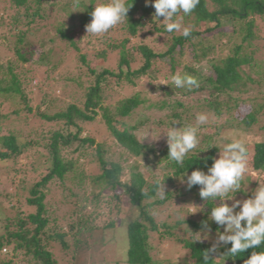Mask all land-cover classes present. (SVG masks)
Returning a JSON list of instances; mask_svg holds the SVG:
<instances>
[{"label": "trees", "instance_id": "obj_1", "mask_svg": "<svg viewBox=\"0 0 264 264\" xmlns=\"http://www.w3.org/2000/svg\"><path fill=\"white\" fill-rule=\"evenodd\" d=\"M97 2L98 0H80V8L74 9L73 0H0V9L4 11L0 17L2 32L10 28L5 16L8 10L14 12L10 25L14 26L12 31H17L12 35L9 47L17 59L0 64V107L9 103L14 107L12 114L18 121H21L22 114L27 113L30 120H40L43 123L40 133L34 130L27 136L33 141L31 145V139L29 141L21 130L2 133L3 116L0 110V161L16 166L21 156L37 146L40 148L37 153L47 155L50 160L48 162H51L47 173L39 172V169L33 167L31 171L29 169L33 176L21 169L10 172L13 174L11 181L17 186L16 195L26 193V201L25 204L20 201L15 203V193H1L5 200H10V205L8 211H4L2 207L5 201L0 200V217L3 216L0 220V264H59L54 244L61 251L71 254L73 261L77 260L80 247L88 246V242L81 240L80 235L84 231L91 237L95 236V227H89L91 218L77 222L69 219L64 225L57 217H53V212L46 203L51 192L50 185L56 182L64 184L66 180L79 192H83V196H86V185L90 183L93 186L90 194L93 195L92 202L100 200L106 192H113L118 200L122 197L128 199L131 210L138 213V216L129 220L126 225L129 240L126 264H204L203 254L211 245L209 241L199 240L195 233L200 231L201 221L207 219L210 207L214 205L200 199L198 187L186 191L178 178L183 172L187 171L190 175L197 168L207 171L204 161L207 159L210 167L211 158L217 157L224 128L236 127L247 132L264 115V92L257 93L252 89L264 84V60L257 59V54L264 50V44H257L264 41L257 25L258 20L264 21V0H200L193 13L183 17V24L192 30L187 38L182 34L166 33L163 18L153 21L155 10L145 7V0H128L132 7L127 21L100 37V42L106 48L98 53L94 51L91 60L79 43L87 40L88 44L94 46L91 41L93 36L87 35L85 25L90 22V13ZM54 13L58 15V18L53 16L57 23L53 26L54 32L57 37L68 42V52L76 55L81 70H87L79 73L76 78H69L81 88L82 94L77 102L60 108L55 114H48L44 111L40 113L42 105L50 104L49 109L55 110L59 108L58 99L51 93L44 95L42 105H32L35 95H39L42 90L37 91L35 88L33 91L30 88L33 76L28 75L32 71L25 65L35 61L42 65L50 63L45 51L35 55L28 35L32 34L31 27H36L35 31L42 29L40 23L51 18L49 14ZM24 22L25 26H22ZM24 27L27 29L24 30ZM149 28V32L158 34L157 36H167L164 51L155 52L147 44H133L132 40ZM109 34L118 36V40L105 39ZM5 36L0 35V39ZM117 54V67H104L109 56ZM133 63H140V67L134 69ZM202 64L209 66L206 75L204 69H198ZM99 67H103L101 71L98 70ZM175 74L197 77L200 87L192 91L175 88L171 81V76ZM82 75L91 80L87 86L82 84ZM254 75H257V79ZM145 78L164 83L163 87L157 88L161 96L168 97L159 106L161 110H170L163 123H167V126L173 121L192 124L197 114L204 113L209 119L202 126L215 131L200 136V144L186 157L183 166L167 159V145L157 150L154 145L142 143L137 131L149 124V117L142 114L135 124L129 121L139 109L152 108L142 92L123 97L115 104L110 101L116 88H135L138 81ZM251 92L260 97L253 101L251 98L245 99ZM179 94L197 99L198 105L186 106L180 98L175 99ZM200 98L202 99L199 100ZM247 100L251 102L250 111L239 120L238 113L245 107ZM210 118L216 122L213 126H209L212 120ZM97 122L104 128L107 134L104 136L113 140L123 151L120 155L122 158L124 155L136 159L153 157L154 166L147 165L150 169L149 177H145L143 171H133L129 181L122 180L124 165L119 160H113L115 155L111 153V145L107 142L96 143L91 135L85 133L88 125ZM53 123L56 126L46 134V126ZM36 138L39 139L38 143ZM71 155L74 159L68 160ZM249 156L252 167L258 172H264V142L256 143L249 151ZM88 157L100 170L96 176H88L84 169L81 170L82 159L85 162ZM23 173L26 174L21 179L17 178ZM36 174L41 175V178L36 177ZM172 175L175 176L169 177ZM157 179L165 180L164 190L167 196L163 199L156 191ZM118 189L120 194L116 192ZM73 195L70 192L69 196ZM89 199L90 196H86L84 201L88 202ZM167 205H182L183 212L187 213L192 209L189 214L191 220L179 219L171 225L165 224L159 236L160 239H167L179 246V254L182 253L184 258L177 261L173 257L167 258L165 249L155 248L151 244L152 234L160 231L153 213ZM116 207L119 215L122 209ZM198 210L202 212L193 214ZM116 225V220H113L106 226L107 229L114 230ZM212 228L214 234V223ZM71 238L74 241L73 249L69 243ZM103 243L102 239L97 241L100 247ZM256 250H264V247ZM155 251L158 259L153 254ZM252 251L253 249H249L235 259L224 257L223 261L214 264H244ZM100 254L103 255L102 252Z\"/></svg>", "mask_w": 264, "mask_h": 264}, {"label": "rangeland", "instance_id": "obj_2", "mask_svg": "<svg viewBox=\"0 0 264 264\" xmlns=\"http://www.w3.org/2000/svg\"><path fill=\"white\" fill-rule=\"evenodd\" d=\"M4 5L2 4V7ZM1 7V8H2ZM2 11L0 9V17L2 16ZM6 14V22L10 28L5 29L4 32H2V27L0 28V35L5 36L4 39H0V64H6L9 61H13L17 59V56L15 55L14 51H12V48H9L11 45V37L14 35L17 31L14 30V26L10 25V19L12 15L14 14L13 10H8ZM52 16V17H51ZM53 16L55 18H58L57 14L54 13V15L49 14V17L47 20H44L42 23H40V29L39 31H35L36 27H31L32 34L28 35V40L31 42L32 49L35 52V55H39L42 51H45L47 57L50 58L49 64H36L35 62L32 64H26L25 67H28L32 71L28 76L32 77L33 83H31L30 87L31 89L36 88L41 89V93L39 95H35L36 99H33L32 105H42L41 101L44 98V95L53 93L56 99H58V107L55 110H50L51 108L50 104H43L40 113L48 112V114H55L60 110V108H65V106L71 105L74 102H77L78 98H80V94H82L81 88L72 83V81L69 80V78H76L78 77L79 73L86 72V68H83L81 70L80 63L77 60L76 55L71 54L68 52L69 46L68 42L62 40L61 38L57 37V34L54 32L53 26H55L56 20H54ZM183 24V20L181 21ZM189 24V23H188ZM25 26L22 24V26ZM184 25V24H183ZM257 25L259 27L261 37L264 39V21L258 20ZM7 26V27H8ZM187 26V25H184ZM38 27V26H37ZM189 27V26H188ZM12 28V29H11ZM27 28L24 27V30ZM116 28L112 29L113 31ZM151 28L144 30L141 32L137 38L133 39L132 42L135 46L137 45H149L155 52H162L166 48L165 40L167 36H157L158 34L149 32ZM87 33V32H86ZM111 33V32H108ZM177 34H182L181 32H175ZM118 35V34H116ZM105 36H93L91 38V41H93L94 46L88 44L87 40L82 41L79 43V46L83 48V52L87 53L89 58L92 60L93 52L98 53L102 51L105 47V45H102L100 42V37ZM121 36V35H120ZM102 39V38H101ZM105 39H112L113 41L118 40V36L115 37L112 34H109L106 36ZM264 44V41L258 42L257 44ZM96 44V49H95ZM264 47V46H263ZM257 59L259 61L264 60V50L257 54ZM105 66L108 69H115L117 67V61H118V54L117 55H111L109 56V59L107 60ZM133 68H139L140 63H133ZM209 66L206 64H202L198 69L203 70L205 75L208 73L207 68ZM103 67H99L98 70L101 71ZM34 70V71H33ZM24 74L22 75L23 78ZM254 77L257 79V75H254ZM82 84H85L87 86L89 84V81H91L86 76H81ZM164 83L159 82V80H148L144 79L141 81H138V86L135 88L132 87H125L123 89L116 88L112 93L111 103L115 104L117 101H119L121 98L129 97L133 95L136 92H142V94L145 96L146 99H148V105H152V108L147 109H139L135 115L129 119L132 124H135L137 120L141 118V115H146L149 117V124L142 128L141 130L137 131L138 136L140 140L142 141L144 136L149 132H165L167 129V123H163L164 120H166L167 115L169 114L170 110L159 108L160 104L166 100L168 97L161 96V94L158 92L160 90H157L159 86L163 87ZM258 86V85H257ZM252 89H255L257 93L259 91L264 92V84H262L261 87H253ZM36 91V92H37ZM253 95V97H252ZM257 95V94H256ZM51 97V96H50ZM259 98L260 96H255V94L251 92L250 95H247L245 99L251 98L252 101L255 100V98ZM183 100L184 104L189 107H196L198 105L197 99H193L192 97H182L181 94L178 95V97H175V99ZM200 98L199 100H201ZM49 102V101H48ZM250 100H247V103L245 107L242 108V111L238 113L239 120L243 119L245 114H247L250 109L249 106ZM14 107L6 103L3 107H0L1 115L3 116V131L2 133H7L8 130H21L23 133H25L26 137L30 134L32 131H38L40 133L43 128V123L38 120L29 119L30 116H28L27 113L22 114L20 116L21 121L17 120L18 118L12 114ZM212 119V118H210ZM161 123L159 125L158 123ZM213 123H216L213 119L209 122V126ZM185 124V123H184ZM192 124H195V121H193ZM183 125V124H182ZM5 126V128H4ZM56 125L48 124L46 126V134L49 133L50 130H53ZM181 125L177 124L175 127H180ZM8 128V129H7ZM264 115L262 118H260L259 123L257 125H254L253 128L248 130L247 132L242 131L241 129H238L236 127L224 128V131L222 132V136L227 135L232 132L239 133L238 138L245 139L248 146V151H251L253 149V146L256 143L264 142ZM215 132L213 128L210 129V127H204L200 126V131L198 132L199 137L204 133H212ZM85 133H88V135H91L96 143L100 142H107L109 145H111V153L115 155L113 157V160L120 161L124 165V172L122 176V180L129 181L130 180V173L133 171H143L145 177H149L150 169L147 165H150V167L154 166L153 164V157H143V158H129V156L124 155L122 158L120 155L123 152L117 144L104 136L106 132L104 131V128L99 125V123H94L91 125H88V127L85 130ZM84 133V134H85ZM107 136V134H106ZM28 138V137H27ZM155 138V136H154ZM29 141L31 138H28ZM38 138H36V143H38ZM28 141V142H29ZM31 145L33 144V141L31 139L30 141ZM144 145L152 146L154 145L157 150L163 149L166 144V137L163 135L161 138L157 141H151V137H146L144 141H142ZM39 147L35 146L32 150H29V152L25 153L23 156H21L18 159L17 165L14 166L13 163H3L0 161V200H4L5 204L2 207L4 211H8V204L10 200H5L3 194L5 191L9 193H15L13 195V201L17 203V201H20L22 204H25L26 201V193L20 192L21 194L16 195V188L17 186L12 183L11 177L13 174H10V172H14L15 169H21L22 171H26L28 175L33 176L30 172L32 167L35 169H39V172L47 173L48 168L51 166V162L49 160V157L47 155H39L37 153V150L39 151ZM94 149V148H93ZM90 153H93L91 151ZM88 160L82 159V167L81 170L84 169L86 172V175L88 176H96L100 173L99 168L93 164L91 161L92 159L88 157ZM218 158V155H217ZM68 160L74 159V157L69 156L67 158ZM123 160H126L127 162H124ZM146 167V169L144 168ZM80 169V166L78 167ZM30 169V171H29ZM249 170L250 174L246 175L244 177V180L242 181V188L241 192H238L236 194V199H246L248 196H250L251 191L254 190L256 187H258L259 183H264V172H258L252 167L251 158L249 156ZM29 171V172H28ZM20 174L19 179H21L24 174ZM36 177L41 178V175L39 176L36 174ZM29 184V182H28ZM248 189L245 191V189ZM51 192L49 194V197L46 201L48 208L50 211L53 212V217L58 218L62 221V223L65 225L68 223L69 219H73V221L77 222L80 219H88L91 218V221L89 222L90 225L95 227V236L91 237L90 234L83 231V233L80 235V239L88 242L87 247H80L78 258L76 261L72 260V255L63 252L60 249H58V245L54 244L53 246L56 248L55 252L57 253V258H59V264H93V261L95 264H126L127 260V249L129 246V240H128V234H127V223H129V220L134 219L138 216V213H136L134 210H131V207L128 203V199L125 197H122L121 200H118L114 197L113 192H106L105 195L101 197L100 200L92 202L93 195H90L93 192V186L88 183L86 185V196H90V199L88 202H85L84 199L86 196H83V192H79L69 180H66V182L63 184L61 182H56L54 184L50 185ZM21 189V188H20ZM70 189H72L70 191ZM96 191V190H95ZM245 191V192H243ZM71 193H74L73 196H69ZM120 194L119 189L116 191ZM234 195V194H233ZM64 197V199H63ZM99 202V204H98ZM218 203V202H217ZM230 203V202H229ZM118 206L122 211L117 214V207ZM189 208H192L188 205ZM182 205H167L161 210H157L153 213V217L157 223V225L160 228L159 232H154L151 237V244L155 246V248L165 249L167 251L166 255L167 258H172L173 260H180L184 258V255L182 253L179 254V246L176 245L175 242H170L167 239H160V233H162L163 225H171L174 222H177L179 219H185V220H191V216L189 215L192 213V209L189 210L187 213L186 211L183 212ZM179 215H178V214ZM93 217L95 219H93ZM2 217H0L1 220ZM198 219L200 220V215L198 216ZM116 220V228L114 230L107 229V224L111 221ZM122 220H124V223H122ZM121 221V222H120ZM2 230V227L0 225V231ZM82 231V230H81ZM179 232V231H178ZM198 232V231H197ZM76 233V231H75ZM72 235V234H71ZM196 237H199L198 233H195ZM73 237V236H72ZM94 238V239H93ZM72 239V238H71ZM69 241L72 249L74 241ZM104 240V245L100 247L97 245V241ZM204 241V240H202ZM62 252V253H61ZM70 252V251H69ZM102 252L103 255L100 253ZM156 259L159 257L153 252ZM166 260V259H165ZM182 261V260H181Z\"/></svg>", "mask_w": 264, "mask_h": 264}, {"label": "clouds", "instance_id": "obj_3", "mask_svg": "<svg viewBox=\"0 0 264 264\" xmlns=\"http://www.w3.org/2000/svg\"><path fill=\"white\" fill-rule=\"evenodd\" d=\"M199 3L200 0H145V7L154 8L153 21L163 18L162 24L166 33L181 32L187 38L192 30L181 21L183 17L191 15ZM131 7L132 3H128V0H98L90 13V22L85 25L87 35L107 34L127 21ZM73 8H80V0H73ZM171 81L177 89L192 91L200 87L198 78L190 74L172 75ZM208 119L207 114L199 113L195 124L182 125L173 121L165 132L149 131L142 141L149 136L151 141H157L163 135L168 148L167 159L183 166L186 157L200 144L198 132L200 126L208 123ZM177 124L181 126L175 127ZM238 136L239 133L232 132L222 137L218 158H211L210 167L207 159L204 161L206 172L197 168L190 175L187 171L183 172L178 178L186 191L198 187L200 199L214 205L210 207L207 219L201 221L198 232L199 240L209 241L211 245L203 254L204 264L223 261L224 257L235 259L249 249L253 251L244 260V264H264V250H256L264 247V183H259L248 198L236 199V194L241 192L244 177L250 174L247 142ZM173 176L175 175L169 177ZM164 181H155L156 191L161 199L167 196ZM247 189L248 186L245 191ZM194 208L202 209L197 206ZM202 211H194L193 214ZM213 223L216 225L214 234Z\"/></svg>", "mask_w": 264, "mask_h": 264}]
</instances>
